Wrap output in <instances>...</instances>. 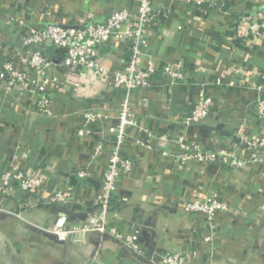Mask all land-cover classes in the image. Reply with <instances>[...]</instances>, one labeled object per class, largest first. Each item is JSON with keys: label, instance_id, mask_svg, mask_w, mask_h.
<instances>
[{"label": "crops", "instance_id": "1", "mask_svg": "<svg viewBox=\"0 0 264 264\" xmlns=\"http://www.w3.org/2000/svg\"><path fill=\"white\" fill-rule=\"evenodd\" d=\"M140 0H0V68L18 40L10 23L17 14L28 23L42 26L50 22L79 25L103 21L127 7L135 10ZM217 5L198 9L186 0H156L169 11L146 29L148 46L159 69L183 65L189 79L181 85L168 84L160 70L153 87L134 96L139 126L129 131L123 154L135 163L133 171L120 179L113 197L111 224L125 234L139 233L145 255L134 254L111 237L87 234L82 240L59 242L31 229L80 223L95 209L102 187L104 168L116 137L110 127L117 123L121 91L106 85L84 96L71 84L78 76L62 65L65 51L51 49L55 63L49 74L65 84L52 90L54 117H41L31 108L27 95L17 90L7 93L0 80V172L19 165L30 173L45 175V185L35 194L16 191L0 204L15 214L0 212V264H155L152 256L166 251L188 253V264H264V167L253 163L242 169L219 163L177 164L170 156L141 146L145 131L157 136L188 137L206 147L226 145L243 119L249 131L264 135L256 112V84L264 76V34L255 37V18L264 9V0H215ZM50 11L51 16H43ZM15 39V40H14ZM128 45L117 41L102 49L100 63L111 71L123 69ZM239 69L243 86L218 85ZM212 95L217 106L202 123L182 124L197 103L201 91ZM101 107L106 119L91 125L92 133L82 138L83 112ZM105 142L102 155H95L99 140ZM164 144L157 138L154 145ZM30 150L29 161L18 151ZM86 173L81 176L80 173ZM205 191L217 192L231 205L218 217L212 241L208 221L201 214H185L180 206L187 197ZM56 192L67 196L53 202ZM20 215V216H18Z\"/></svg>", "mask_w": 264, "mask_h": 264}, {"label": "built area", "instance_id": "2", "mask_svg": "<svg viewBox=\"0 0 264 264\" xmlns=\"http://www.w3.org/2000/svg\"><path fill=\"white\" fill-rule=\"evenodd\" d=\"M191 6L203 9L206 5H217L215 0H186ZM169 11L160 7L156 0H140L135 10L121 7L103 21L90 20L79 25H63L50 22L37 26L28 23L24 18L13 14L10 23L19 33L16 44L0 68V80L7 93L17 90L31 101V108L41 117H54L53 89L65 84L56 74H49L55 63L49 58L51 49L65 51L62 65L68 73L78 76L71 84L74 92L84 96L90 90L106 85L121 91L122 101L118 108L117 123L110 127V132L116 137L111 151L107 155L108 163L103 171L102 187L98 195L95 209L89 211L80 223L72 226L56 225L46 230L61 241H79L87 234L98 233L119 241L134 254L145 255L139 245V233H123L111 224V206L113 197L118 194L120 179L130 174L135 163L123 154L124 145L129 131L139 126V117L135 111L134 96L142 89L153 87L155 75L162 70L164 80L177 86L188 81L189 76L183 65H165L159 69L155 59L148 55V37L146 29L155 23L160 16L167 17ZM43 16H51L50 11H44ZM257 27L253 30L255 37L264 34V9L255 18ZM125 41L128 45L123 69L111 71L100 63L102 49L107 45ZM3 50V47H0ZM240 70L234 69L229 81L217 79L218 85L243 86L238 80ZM256 84L258 92L256 112L261 124H264V76ZM217 102L212 95L204 90L190 112L183 116L182 124L186 127L204 122L216 108ZM84 123L77 131V137L82 138L92 133L91 125L106 119L107 115L101 107L91 108L83 112ZM250 121L241 120L230 141L218 147H206L188 137L187 133H178L173 137L157 136L153 131H145L146 139L139 141L140 145L151 152L170 156L177 164L193 166L195 164L219 163L228 168L242 169L253 163L264 167V135L249 131ZM159 138L164 144L154 145ZM106 148L101 139L97 142L95 155H102ZM18 155L25 161L31 157L30 150L22 148ZM81 176L86 173L81 172ZM45 175L30 173L19 165H12L0 172V198L6 200L16 191L35 194L45 185ZM51 201L65 202L67 196L56 192ZM181 210L185 214H201L208 221L212 234L205 238L212 241L217 234L218 217L229 212L231 205L223 200L217 192L205 191L195 193L181 201ZM0 212L14 215L15 213L0 204ZM20 216V215H18ZM37 227V226H36ZM188 253L183 251H166L151 257L155 264H188ZM206 264H213L208 262Z\"/></svg>", "mask_w": 264, "mask_h": 264}, {"label": "water", "instance_id": "3", "mask_svg": "<svg viewBox=\"0 0 264 264\" xmlns=\"http://www.w3.org/2000/svg\"><path fill=\"white\" fill-rule=\"evenodd\" d=\"M14 40H15V39H14ZM28 227L31 228V229H34V230L40 231V232H42V233H44V234H46V235L52 237L53 239H55V240H57V241H59V242H64V241L59 240V239L56 237V235H54V234H52V233H50V232H48V231H46V230L40 229V228H38V227H36V226H34V225H30V224L28 225ZM87 264H96V262L90 260V261H88Z\"/></svg>", "mask_w": 264, "mask_h": 264}]
</instances>
